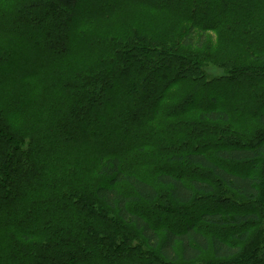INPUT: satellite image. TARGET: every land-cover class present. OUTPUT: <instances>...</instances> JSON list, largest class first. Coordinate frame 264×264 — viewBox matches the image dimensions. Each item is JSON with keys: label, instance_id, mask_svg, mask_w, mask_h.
Listing matches in <instances>:
<instances>
[{"label": "trees", "instance_id": "obj_1", "mask_svg": "<svg viewBox=\"0 0 264 264\" xmlns=\"http://www.w3.org/2000/svg\"><path fill=\"white\" fill-rule=\"evenodd\" d=\"M0 38V264H264V0H0Z\"/></svg>", "mask_w": 264, "mask_h": 264}, {"label": "rangeland", "instance_id": "obj_2", "mask_svg": "<svg viewBox=\"0 0 264 264\" xmlns=\"http://www.w3.org/2000/svg\"><path fill=\"white\" fill-rule=\"evenodd\" d=\"M211 35V37H210V39L211 40H209V42L207 43V45L209 46L210 44H214V43H216V37H215V35H213V34H210ZM1 39H3V38H0V45H1V42H2V47H9V44H7V40L6 39H3V41L1 40ZM32 39V38H31ZM31 41V40H30ZM5 47V48H6ZM217 46L215 45L214 46V48L217 50V48H216ZM212 75H214V76H219L220 74H221V71H219V70H215L213 67H209V70H208ZM7 76H9V75H7ZM224 101H225V99H224ZM248 118V117H247ZM246 118V119H247ZM249 125L251 126V128L255 125V120H254V118L251 116L250 118H249ZM87 135V134H86ZM87 136H89V135H87ZM232 171H234V172H236V173H241V174H243V173H245V172H247V168H246V166H228ZM179 168H177V167H173V168H171V169H169V171H171V172H179V170H178ZM210 210V209H209ZM204 211H207V210H204L203 209V212ZM200 212H202V210H199V209H197V210H193V212H192V214H191V216H192V218H196L197 217V215L200 213ZM146 214V215H145ZM144 215L146 216V217H148V218H153L152 216H150V215H148V213H144ZM167 221H170L172 224H171V226H172V229H174V230H176V231H178V230H182L183 229V226H184V224L179 220V221H177V220H173V218H171V217H167V219H166V221H163V223L164 222H167ZM220 238H222V237H224V235H220L219 236Z\"/></svg>", "mask_w": 264, "mask_h": 264}]
</instances>
